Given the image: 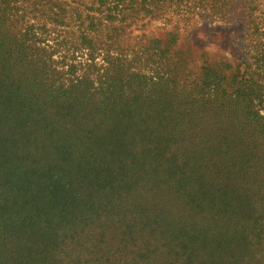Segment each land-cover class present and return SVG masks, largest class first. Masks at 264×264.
Listing matches in <instances>:
<instances>
[{
	"label": "rangeland",
	"instance_id": "rangeland-1",
	"mask_svg": "<svg viewBox=\"0 0 264 264\" xmlns=\"http://www.w3.org/2000/svg\"><path fill=\"white\" fill-rule=\"evenodd\" d=\"M258 6L264 9V2ZM177 22L154 20L125 30L120 50L110 52L116 57L111 62L122 63L133 80L121 93L117 88L90 95L95 88L88 87L83 96L74 90L75 76L92 80L104 76L105 68L108 75L114 72L103 51L89 59L87 50L77 49V28L61 34L47 24L37 31L40 40L31 52L0 55L1 209L44 219L48 192L59 202L61 184L67 183L80 195L69 210L79 217L66 218L67 231L101 232L102 246L151 245L166 223L167 235L192 229L199 210L191 196L193 174L204 171L210 133V114L195 101L201 70L205 61L234 68L243 27L198 11ZM155 47L161 56L151 52ZM150 77L154 83L137 85ZM11 185L26 188L12 191ZM29 225L27 220L16 226ZM29 230L21 228V239L4 246L7 229L0 222V252L22 247ZM80 240L70 244L89 260L90 243Z\"/></svg>",
	"mask_w": 264,
	"mask_h": 264
},
{
	"label": "trees",
	"instance_id": "trees-1",
	"mask_svg": "<svg viewBox=\"0 0 264 264\" xmlns=\"http://www.w3.org/2000/svg\"><path fill=\"white\" fill-rule=\"evenodd\" d=\"M261 2L264 0H0V55L31 52L40 40L37 31L43 33L47 24L59 27L61 34H72L77 28V49L87 50L89 59L103 51L114 72L108 75L109 69L105 68L104 76L92 80L75 76L70 82L83 96L88 94V87L95 88L90 91L92 95L117 88L121 93L132 85L128 69L120 62H111L116 57H110L111 51L120 50L121 36L132 26L154 20L167 23L172 18L178 23L198 11L204 18L224 23L237 20L243 27L234 68L227 62L205 61L201 70L195 101L199 111L205 109L210 114V133L206 140L207 156L201 161L204 171L193 174L191 196L199 210L194 212L196 224L192 229L167 235L170 229L166 223L161 229L165 233L151 245L102 246L101 232L88 235L83 229L67 231L66 218L77 221L79 217L69 210L72 199L78 200L80 195L71 184L62 183L59 202L48 192L50 206L46 207L44 219L16 216L10 206L6 207L9 211L0 208V222L7 229L2 238L4 246L9 245L6 240L21 239V228L31 231L27 234L30 239L22 247L9 246L0 252V264H264V9L258 6ZM40 23V28H34ZM176 33H172L173 37ZM67 42L64 41L65 46ZM36 49L45 51V47ZM151 52L161 56L163 51L155 47ZM144 53L149 54L150 50L146 47ZM151 83L152 77L137 85L145 88ZM55 181L53 178L50 185L54 186ZM35 187L39 191L44 189L41 184ZM10 188L23 192L26 187ZM27 220L29 226H16ZM78 238L87 239L84 244L90 243L89 260H82L85 256L78 251L81 248L70 244Z\"/></svg>",
	"mask_w": 264,
	"mask_h": 264
}]
</instances>
